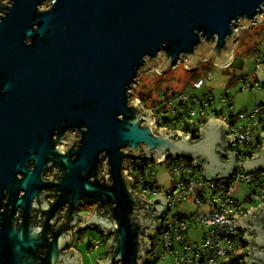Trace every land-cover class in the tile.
<instances>
[{
	"label": "water",
	"instance_id": "95a60500",
	"mask_svg": "<svg viewBox=\"0 0 264 264\" xmlns=\"http://www.w3.org/2000/svg\"><path fill=\"white\" fill-rule=\"evenodd\" d=\"M7 2L0 0V199L8 190L29 210L40 188L55 186L60 197L53 210L69 202L70 215L82 198L97 201L104 209L92 222L114 234L100 264H144L151 242L143 234L160 226L156 218L167 214L168 201L165 193L149 200L133 191V179L123 171L127 156L157 162L186 156L203 166L209 180L231 176L238 164L227 151L233 137L225 136L224 121L210 118L197 141L179 130L157 131L151 110L130 99L132 89L146 70L166 72L180 61L189 70L205 60L243 68L241 58H232L233 45L241 28L262 19L264 0ZM258 76L264 82V64ZM54 163L64 168L63 178L44 182ZM243 168L264 170V146ZM248 212L238 221L240 230L248 229L246 261L264 264V251L251 261L254 250L264 247V203ZM11 228L6 222L0 230V264L1 247L9 245L16 259L33 244ZM62 257L55 249L49 261L61 264ZM79 257L76 252L66 264H79Z\"/></svg>",
	"mask_w": 264,
	"mask_h": 264
},
{
	"label": "built area",
	"instance_id": "2783aa9c",
	"mask_svg": "<svg viewBox=\"0 0 264 264\" xmlns=\"http://www.w3.org/2000/svg\"><path fill=\"white\" fill-rule=\"evenodd\" d=\"M263 23L264 15L256 24ZM153 70L163 74L157 67ZM245 82L244 88L253 87L250 81ZM204 84L205 80L198 79L193 90L183 91L177 96V100L187 104L179 105L172 111L173 123H177L179 127L160 125L155 109H147L154 114L156 130L162 131L163 127L167 128V131L179 130L184 134H190L192 139L193 131H187L186 128L193 127L200 116L206 115L207 106L215 105V98L211 94L206 100L199 99L198 93ZM228 97L226 94L222 103L226 113L233 107L231 101L227 100ZM263 121L264 109L261 106H257L251 112H240L236 117L225 118L228 126L227 136L233 137L228 148L238 157L236 171L231 177L209 180L202 173V167L198 163L194 165L195 160L187 159L186 156L172 158L168 155L161 162H157L154 157L141 159V156L134 157L130 154L127 156V167L123 171H126V176L133 179V191L137 195L144 194L149 200H154L159 194L165 193L168 201L167 214L156 218V221L161 222L160 226L154 233L143 234V237H148L151 242V249L146 253L148 259L144 264H167L168 255L174 257L173 264H231L232 258L233 262L237 256L244 253H247L244 264L248 263L246 258H249L250 254L244 239L246 235L239 229L238 223L246 215L248 207L235 197L236 183L242 181L249 187V201L264 200V170L246 172L243 168L244 159L257 156L262 147L256 130ZM163 162H168L172 173L177 177L175 187L169 190L156 185L155 166ZM150 194L153 196L149 197ZM187 201H193L197 205L195 212L191 215L176 213L167 217L174 206ZM155 213L159 214L157 210ZM198 224L203 228L202 241L190 243L188 242L190 229ZM149 229L150 227L146 228L147 231ZM243 241L246 247L242 246ZM91 243L98 248L99 241L96 238H93Z\"/></svg>",
	"mask_w": 264,
	"mask_h": 264
},
{
	"label": "rangeland",
	"instance_id": "374dc122",
	"mask_svg": "<svg viewBox=\"0 0 264 264\" xmlns=\"http://www.w3.org/2000/svg\"><path fill=\"white\" fill-rule=\"evenodd\" d=\"M253 28L255 29L252 30ZM233 49H235L236 55L244 61L243 68L238 69L231 66L222 67L216 65L213 60H206L200 63L199 68L196 70H188L185 67V61H180L175 67L163 72V74L153 69L146 70V73L138 77L137 80L139 84L136 83V85H134L135 88L132 89L133 95L130 99L132 102L137 100L134 92L136 89L141 88L140 84L144 85L143 83L151 84L153 87L158 86L161 89L175 86V89L178 91L184 88L190 91V87L195 86L198 79H203L205 80L204 87H202L199 90L200 93H198L200 100H206L207 95L211 93L215 98L214 107L223 110V98L226 97V94H231L234 105L232 111L234 113L251 112L264 102V95L260 89L263 85L244 88L246 85L244 79H252L253 83L256 81L253 74L256 72L257 57L260 59L264 58V23L256 24L251 28H241L236 37ZM157 73L159 76H163L161 80L158 78ZM208 76H210L209 79H207ZM157 93L159 92L157 91ZM227 100L230 102L229 97ZM195 108H198V106H195ZM177 127L179 126L177 125ZM155 173L157 174V186L164 187L166 190L175 187L177 177L172 173L171 166L168 162L156 164ZM236 185L237 199L245 201L249 187L242 181L236 183ZM148 196L152 197L153 195L150 194ZM196 209L197 205L193 203V201H187L174 206L167 217L169 218L176 213L191 215ZM83 236L86 237V239H84ZM93 236L97 239L99 237L98 233L89 230L82 234V240H79V235L76 238V246H78L83 264H100L99 257H103L106 253V248L104 246L100 248H95L94 245L90 246L88 239ZM202 238L203 228L200 224L190 229L188 242H201ZM173 260L174 257L170 255L167 256V264H173Z\"/></svg>",
	"mask_w": 264,
	"mask_h": 264
},
{
	"label": "flooded vegetation",
	"instance_id": "af4514ba",
	"mask_svg": "<svg viewBox=\"0 0 264 264\" xmlns=\"http://www.w3.org/2000/svg\"><path fill=\"white\" fill-rule=\"evenodd\" d=\"M2 1L8 3V0ZM65 134L66 137L67 135L73 136L69 132ZM56 138L57 137L55 136L54 139ZM62 146L65 151H68L70 148V145L66 142L65 144L62 143ZM247 159L250 158H245L244 161ZM34 167L35 163L31 161L28 168L32 170ZM63 174L64 168L59 163L49 165L43 175L45 179L44 182H58L63 178ZM23 176V174H19L18 178L21 179ZM23 195L24 191L22 190L20 191L17 199L22 198ZM59 197L60 191L55 186L42 187L39 189V194L32 201V206L28 210L24 209L22 205L16 204L14 200L15 197L13 195H9L8 190L4 191L3 198L0 199V212L2 215L0 219V230L7 222L9 227H12L11 229L17 231L18 234H23V232L26 233L28 235V241L33 244L30 247L20 249L19 256L16 255V259L8 253L9 245H7V247H1L3 258L1 264H51L49 256L55 249L57 251L60 250L61 255H63L61 264H66L70 257L73 258L76 256V252H79L78 246H76L77 236L79 235V240H82V234L89 230L96 232L99 235L98 239L94 236L88 239L90 246H92L91 240L96 238L99 241L98 248L101 246L106 248V229L101 226V224L96 222V220H93L92 222V216L96 210H99L97 216L99 219L101 218L104 205H100V203L91 199L82 198L80 203L74 208L73 213L70 215L71 209L69 202L62 203L60 207L53 210ZM254 202L259 201L250 200L248 203L250 204ZM263 203L264 200L261 204ZM153 221L155 222V219H153ZM60 236L63 237V242L59 249L58 243ZM249 237L252 238V234H249ZM84 239H86V237H84ZM249 240L247 239L245 241L247 243V247L250 246L248 245L250 244ZM263 251L264 247H257V249L253 252V259H251V261L256 263L257 258L255 254ZM70 252L72 253L70 254ZM77 260L79 261V264H83L81 254Z\"/></svg>",
	"mask_w": 264,
	"mask_h": 264
},
{
	"label": "trees",
	"instance_id": "16d2710c",
	"mask_svg": "<svg viewBox=\"0 0 264 264\" xmlns=\"http://www.w3.org/2000/svg\"><path fill=\"white\" fill-rule=\"evenodd\" d=\"M158 78L161 80L163 76H159L157 73ZM158 79V80H159ZM144 85L140 84L141 88H138L135 90V95L137 99H139L143 106L146 109H155L156 116L158 118V123L163 126H174L177 127V123H173V115L172 111L175 110L179 105H186L185 103H181L179 100H177V96L179 93L183 91H187L186 88L177 90L175 89V86H170L165 89H161L160 87L156 86L153 87L151 84L143 83ZM190 90H193L194 86L190 87ZM157 91L159 93H157ZM229 96V99L232 103L231 94H227ZM181 103V104H180ZM172 105V108L171 106ZM175 105L176 107L174 108ZM208 115L200 116L193 127H188L186 130L193 131L192 139L194 141H197L200 139V130L201 128L208 122ZM160 121V122H159ZM179 126V125H178ZM260 139V137H259ZM236 197V196H235ZM237 198V197H236ZM249 195L247 194L245 201H239L249 204ZM244 243V244H243ZM242 246H245V242L243 241ZM247 253L241 254L237 256L234 261L232 262L233 258L230 260L231 264H244L245 257Z\"/></svg>",
	"mask_w": 264,
	"mask_h": 264
},
{
	"label": "crops",
	"instance_id": "0c3cea01",
	"mask_svg": "<svg viewBox=\"0 0 264 264\" xmlns=\"http://www.w3.org/2000/svg\"><path fill=\"white\" fill-rule=\"evenodd\" d=\"M255 28H256V26H255ZM255 28H253L252 30H254ZM232 54H233V56H232V58H234V57H238L237 55H236V53H235V49H233V52H232ZM240 58V57H239ZM257 63H256V72L253 74L254 75V77H255V79H256V81H255V83H253V80L252 79H248V78H245L244 79V81H249L250 80V83H251V85L252 86H254V87H259L260 85H263L262 86V88H260L261 89V92L263 93V95H264V82L262 81V80H260L259 79V76H258V72H259V68H260V65L261 64H264V58L263 59H260L259 57H257ZM206 61V60H205ZM202 62H204V61H202ZM201 62V63H202ZM200 64V63H199ZM198 64V68H199V65ZM219 66H222V67H227V64H225V65H219ZM204 87V86H203ZM200 93V92H199ZM208 94V93H207ZM206 94V95H207ZM211 94V93H210ZM210 94H208V95H210ZM207 95V96H208ZM171 106V108H172V105H170ZM174 106V108L176 107L175 105H173ZM234 106V105H233ZM263 109H264V102L260 105ZM233 108V107H232ZM206 115H208V119L210 120V118H214V119H219V120H221V121H224L225 122V118L226 117H236L237 116V114L236 113H234L233 111H232V109L230 110V112L229 113H226V111H224V110H219V109H214V107L213 106H211L210 105V107H206ZM208 120V121H209ZM208 123V122H207ZM226 123V122H225ZM206 125V124H205ZM227 125V124H226ZM262 132L264 133V121L262 122V124H261V126L256 130V133L258 134V137H260V140L262 141V147H261V149H260V152H259V154L260 153H262V148H263V142H264V136L262 135ZM225 134V136H227V132L226 133H224ZM200 136H201V134H200ZM227 151L229 152V153H232L230 150H229V148H227ZM222 157V159L223 160H226V161H228V160H230V158L228 157V156H221ZM236 159H238V158H236ZM246 161V160H245ZM203 171H204V168H203V166H202V173H203ZM262 203V202H261ZM260 202H254V203H250V204H247L246 206L248 207V210H247V213H246V215L245 216H247V215H249L250 213L248 212L249 210H252V208H255V209H257L260 205H262ZM244 216V217H245ZM244 234H245V232H247L248 231V229H245V230H241ZM249 234H252V237H254V235H253V233H249ZM246 235V234H245ZM114 237V234H112V233H109V234H107V243H108V241L110 240V239H112ZM107 245V244H106ZM246 245H247V243H246ZM248 245H250V244H248ZM248 251L250 252V250L248 249ZM78 252V251H77ZM79 253V252H78ZM109 254H110V252L109 251H107V248H106V253L104 254V256L102 257H99V262H101L103 259H107L108 257H109ZM249 257H250V255H249Z\"/></svg>",
	"mask_w": 264,
	"mask_h": 264
}]
</instances>
